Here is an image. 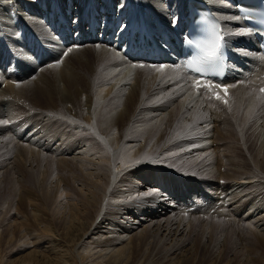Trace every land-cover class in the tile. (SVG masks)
I'll list each match as a JSON object with an SVG mask.
<instances>
[{
    "label": "bare ground",
    "instance_id": "bare-ground-1",
    "mask_svg": "<svg viewBox=\"0 0 264 264\" xmlns=\"http://www.w3.org/2000/svg\"><path fill=\"white\" fill-rule=\"evenodd\" d=\"M194 1L207 7L203 29L222 37L221 76L184 68L178 45L196 26ZM238 1L0 0V151L43 162L38 179L50 178L55 204L46 214L61 223L42 220L28 197L39 231L16 214L23 249L0 264H187L183 219L209 212L241 222L261 248L244 262L264 264V54ZM245 139L248 156L233 144ZM172 218L179 228H161Z\"/></svg>",
    "mask_w": 264,
    "mask_h": 264
},
{
    "label": "rangeland",
    "instance_id": "rangeland-1",
    "mask_svg": "<svg viewBox=\"0 0 264 264\" xmlns=\"http://www.w3.org/2000/svg\"><path fill=\"white\" fill-rule=\"evenodd\" d=\"M119 19H120V17L118 18V20ZM24 41L26 42L27 46L30 49H33L32 47L35 46L34 42L31 39H29L28 37H25ZM46 46H47L45 48L46 58L52 59L51 56H53L55 53L48 54V50H50V44H47ZM53 61L54 60H52V62H50V63H56ZM48 65H51V64H48ZM218 100L219 99H217L216 96L207 98V101H210L213 103L214 102L218 103ZM222 104H223V106L217 105L214 108H216V107L218 109L225 108L226 107L225 103H222ZM226 114H229V111H226ZM229 116L230 115L222 116L223 124H224V126L226 125V127L229 126V121H231V122L234 121V119H232ZM226 117H227V119H225ZM33 122L34 121H32L30 123V125ZM238 125H236L235 127H231L232 130L237 134L240 133ZM37 128H39V126ZM27 131H31V129H28ZM237 134H236V136L238 138ZM233 144L236 145V147H237L236 149L238 151L237 152L238 154H240L242 156H246V155L248 156L249 155V151H247V149L249 147V142L247 139H245L244 144H242V143H240L239 145L237 143H233ZM11 152L12 151H0V208H1V210H0V226H1L0 227V234H1V240H2L0 253H1V258H3V260H5V258L9 259L10 257L16 256L17 250L22 252L20 250V248L23 249V247L21 246L22 240H21V237L19 235V232H16V231H19L18 230L19 228L17 229L16 226L14 227L12 225L9 226V223H11L12 221H14L16 219H17L16 221L19 220L20 223L25 220L24 223L22 222L23 224L21 223L19 225L24 227L27 231H32V232L33 231H39V227H36V224H37V226H39L38 221L34 220L32 217V213H30L32 211L31 210L29 211V209H27V207L26 208L24 207L25 200L28 197L31 200H33L34 202H36L37 205L35 204V207L37 208V210L39 209L38 210L39 213L43 214V216H42V214H39L40 218H42V220H47L45 222L49 221L50 223H52V225L55 228H58V226L55 225L56 223L61 224V223H58L57 220H56V222H55V220L50 221V218H48L49 215L46 214V212L48 214H54L53 209L55 208V204H53V201H51L52 200L51 198L46 197L45 192H44L45 189L46 190L50 189L49 188L50 178L48 177L49 179L47 178L46 181H44V184H42L40 182V180L38 179L39 173H40L38 170L39 169L38 165H40L41 163L43 164V162L42 161H41V163L39 162L40 164L35 162L37 164V166L33 163L32 164L31 163H28V164L24 163V165H22L21 164L22 162L19 163L18 160L13 161L14 158L12 159V155H14V154H13V152L12 153ZM11 160L13 163H11ZM6 161L12 164L11 167L6 166L7 165ZM15 162H18V163H15ZM13 164L15 165V167ZM47 165H48V168H52V166L50 165L49 162L47 163ZM190 166H192V165H190ZM178 167L179 166H176V165L174 166V168H178ZM180 167H182V166H180ZM152 168L166 172V173H173V174H176V175L181 176L183 178L188 177V176H186V173H184L182 171H178L176 169L166 170L164 168L156 167V166L152 167ZM198 179H200V177H198ZM223 181L225 183V180H223ZM40 183H41V185H40ZM45 185L47 188L45 187ZM22 190H24V191H22ZM20 191H21V193H20V195H18L17 193H19ZM18 196H23L22 200H24V202L21 201V199H19ZM215 200H216V197L214 196L212 202H214ZM27 201H28V199H27ZM254 201L256 202L257 200L255 199ZM15 203L18 206H16ZM205 203L206 202H203V204H205ZM44 204H46V206H44ZM41 206H43V207H41ZM204 206L206 207L207 204ZM18 210H20L21 212ZM43 211H45V212H43ZM16 214H19V215H16ZM184 214H185V212L183 211V215ZM15 215H16V217H15ZM191 216H189L187 219H183L184 222H186L188 225H186V227H185L186 229L183 228L184 237L182 240H180V242H183V241L187 242V244L189 245V246L187 245V247L188 248L190 247L189 249L191 250V256L195 257L192 262H189L187 264H208L209 262H210L209 264H240V263L241 264H248V263L249 264H253V263L254 264H261V261L258 259V256H254V258L250 262L247 261L248 263L244 262V253L243 252L245 250H247L248 252H251V253L253 252L252 254L255 255V252H256L255 248H256V246L258 248H260L257 245V243H260V242H258L257 238L252 237V234L249 233V231L246 229L245 226H243V224L241 222L234 221V218H232L229 213L228 214L225 213L222 215H220V214L214 215L213 212H209L208 216L204 215V214H203V216L200 214L199 215L193 214ZM227 216H228V219L230 218L229 220L227 219ZM20 218H22V219H20ZM175 219H176V217H175ZM175 219L172 218L171 220H169L170 222L168 221L169 222L168 225H167V222L161 223V228L165 225L166 226L164 229H166L168 227L169 228H176L179 223H177V221L175 222ZM35 221H36V223H35ZM182 224H184V223H182ZM180 226L181 225H179L178 228ZM59 227H60V225H59ZM9 231H10V233L11 232H13V233L10 234ZM150 233H151L150 237H152L153 231H150ZM7 236L12 237V239L8 242L5 241L8 238ZM160 238L161 237L159 236V239H157L156 241L159 240L160 244L162 245L161 246L159 244V247L161 248L165 245L164 244L165 242ZM5 242H7V243H5ZM6 246L7 247L9 246V247L7 248ZM3 247H4V249H3ZM10 247H11V249H10ZM248 252H247V254H248ZM2 254H4L5 257ZM215 258H217V259H215Z\"/></svg>",
    "mask_w": 264,
    "mask_h": 264
},
{
    "label": "snow or ice",
    "instance_id": "snow-or-ice-1",
    "mask_svg": "<svg viewBox=\"0 0 264 264\" xmlns=\"http://www.w3.org/2000/svg\"><path fill=\"white\" fill-rule=\"evenodd\" d=\"M218 39H222V37H218ZM216 47H219V45L217 44ZM210 55H215V49L210 53ZM223 91L225 92V94L227 93V88H224ZM262 92H264V89H261ZM217 99H221L220 96L216 97ZM224 103H227V100H224Z\"/></svg>",
    "mask_w": 264,
    "mask_h": 264
}]
</instances>
